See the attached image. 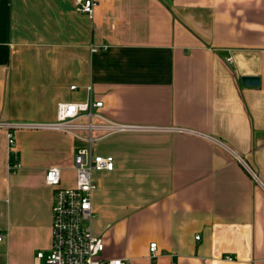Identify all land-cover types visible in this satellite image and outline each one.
Instances as JSON below:
<instances>
[{"label": "crops", "instance_id": "crops-1", "mask_svg": "<svg viewBox=\"0 0 264 264\" xmlns=\"http://www.w3.org/2000/svg\"><path fill=\"white\" fill-rule=\"evenodd\" d=\"M95 2L90 17L74 0H0V264L49 252L47 169L73 185L88 136L57 105L90 85L95 151L115 159L94 175L102 257L264 264V0Z\"/></svg>", "mask_w": 264, "mask_h": 264}, {"label": "built area", "instance_id": "built-area-1", "mask_svg": "<svg viewBox=\"0 0 264 264\" xmlns=\"http://www.w3.org/2000/svg\"><path fill=\"white\" fill-rule=\"evenodd\" d=\"M78 12L93 16L95 0H74ZM96 50V49H95ZM231 58H229L230 60ZM73 89L76 86H72ZM88 99L83 102L62 101L57 105L58 123L70 125L81 117L86 118L84 127L88 132L87 145L77 150L74 161V184L62 185V168L50 166L45 181L55 189L52 220V245L48 253L39 251L38 258L42 264H131L127 258L102 257L104 240L93 232V220L97 216L93 209V197L98 188L94 179L96 172L112 171L115 168L113 155H103L95 151L96 109L103 106L102 101L93 97L92 86H88ZM7 143L13 148L10 155V168L16 170L20 163L15 149L14 127L9 124ZM113 129L118 126L112 125ZM241 159V158H239ZM242 161V159H241ZM4 235L0 232V241ZM199 239V236H197ZM157 243L150 244L151 257H156ZM233 260L232 256H227Z\"/></svg>", "mask_w": 264, "mask_h": 264}, {"label": "water", "instance_id": "water-1", "mask_svg": "<svg viewBox=\"0 0 264 264\" xmlns=\"http://www.w3.org/2000/svg\"><path fill=\"white\" fill-rule=\"evenodd\" d=\"M242 80L245 85H258L259 84V78L255 76H244Z\"/></svg>", "mask_w": 264, "mask_h": 264}, {"label": "rangeland", "instance_id": "rangeland-1", "mask_svg": "<svg viewBox=\"0 0 264 264\" xmlns=\"http://www.w3.org/2000/svg\"><path fill=\"white\" fill-rule=\"evenodd\" d=\"M94 136H95V133H94ZM104 143H105L104 141L101 142V141H97V140H96L95 145H96V146H97V145L100 146L101 144L103 145ZM33 264H42V260H41L40 258H38V256L36 255V256H35V261L33 262Z\"/></svg>", "mask_w": 264, "mask_h": 264}]
</instances>
